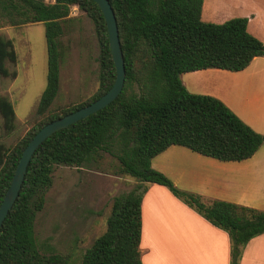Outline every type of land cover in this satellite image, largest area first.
Listing matches in <instances>:
<instances>
[{"label": "trees", "instance_id": "obj_1", "mask_svg": "<svg viewBox=\"0 0 264 264\" xmlns=\"http://www.w3.org/2000/svg\"><path fill=\"white\" fill-rule=\"evenodd\" d=\"M117 21L124 63V85L105 107L48 136L35 150L13 206L0 228V264H142L141 201L146 186H165L230 241V264H238L246 243L264 233V210L234 202L204 198L178 188L151 166V159L170 145H181L221 161L251 157L264 143L258 133L220 99L189 92L184 72L206 68L244 69L264 54V43L247 30L246 17L223 22L201 18L203 0H109ZM72 6L92 22L98 44V86L85 101L53 110L59 88L61 38L74 19ZM43 22L47 73L31 129L10 148L0 146V203L22 150L46 123L87 105L113 84L115 67L107 28L93 0H0V26ZM11 39L0 36V76L15 77L5 61L16 62ZM0 114L7 131L15 126V111L0 96ZM107 153L118 160L116 174L137 180L127 192L115 195L106 229L81 255L41 252L34 237V221L42 210L58 165L84 166Z\"/></svg>", "mask_w": 264, "mask_h": 264}, {"label": "crops", "instance_id": "obj_2", "mask_svg": "<svg viewBox=\"0 0 264 264\" xmlns=\"http://www.w3.org/2000/svg\"><path fill=\"white\" fill-rule=\"evenodd\" d=\"M232 17H246L248 32L264 43V0H230L229 4L203 0L202 20L223 22ZM180 78L189 92L220 99L252 129L264 133V54L239 71L206 68L184 72ZM151 166L180 189L264 210V143L240 161H221L173 144L154 156ZM143 184L142 264H230V241L225 231L165 186ZM239 263L264 264V233L246 243Z\"/></svg>", "mask_w": 264, "mask_h": 264}, {"label": "rangeland", "instance_id": "obj_3", "mask_svg": "<svg viewBox=\"0 0 264 264\" xmlns=\"http://www.w3.org/2000/svg\"><path fill=\"white\" fill-rule=\"evenodd\" d=\"M222 1L229 4L230 0ZM69 15L74 19L61 38L64 54L59 59V88L50 106L53 110L87 100L98 86V44L92 22L76 6ZM0 36L12 40L17 55L16 62L5 61L16 76H0V96H6L15 111V126L10 131L4 128L0 114V146L10 148L31 129L46 84L45 27L43 22L5 24L0 26ZM117 165L114 156L103 153L101 159L84 166L55 167L44 206L34 221V237L41 252L71 251L75 262L79 261L105 231L113 197L129 191L137 182L116 174Z\"/></svg>", "mask_w": 264, "mask_h": 264}, {"label": "water", "instance_id": "obj_4", "mask_svg": "<svg viewBox=\"0 0 264 264\" xmlns=\"http://www.w3.org/2000/svg\"><path fill=\"white\" fill-rule=\"evenodd\" d=\"M100 8L108 34L109 48L112 56V60L115 67V79L112 86L99 98L95 99L91 103L84 105L76 110L66 113L59 118H56L45 125H43L28 141L27 145L22 150L20 158L15 167L10 184L4 193L2 201L0 203V228L7 216L9 210L13 206L16 198L19 195L21 185L24 180L27 165L34 154L35 150L40 144L52 133L70 125L74 122L92 114L99 109L105 107L111 101H113L122 91L124 85L125 71L123 56L120 47V40L117 28V21L114 10L109 0H93Z\"/></svg>", "mask_w": 264, "mask_h": 264}]
</instances>
